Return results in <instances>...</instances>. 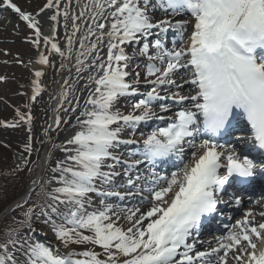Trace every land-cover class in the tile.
I'll return each instance as SVG.
<instances>
[{
    "label": "snow or ice",
    "instance_id": "6c2138e0",
    "mask_svg": "<svg viewBox=\"0 0 264 264\" xmlns=\"http://www.w3.org/2000/svg\"><path fill=\"white\" fill-rule=\"evenodd\" d=\"M72 2L44 0L30 12L0 0V12L10 10L30 30L25 42L36 55L29 64L38 66L30 69L26 111L17 108L13 122L0 120L6 128L26 126L27 133L4 175L28 173L24 192L4 208L11 223L0 233V264H264V211L261 222L245 212L205 251L197 250L193 236L220 203H228L222 197L229 187L247 192L264 179V0H86L82 6L76 0L78 11ZM169 32L171 47L165 43ZM56 56L58 71L72 76L74 70L75 77L64 78L50 97L55 115L41 133L47 139H38L32 105L46 91L42 77L57 68ZM141 58L143 64L135 63ZM85 74L87 82L78 88ZM6 79L0 76V82ZM141 80L148 89L143 93ZM77 91L87 93L82 107ZM133 96L141 98L125 114L117 105ZM152 120L165 125L134 138L137 126ZM65 127L70 131L56 144L51 134ZM126 129L133 138H122ZM36 144L51 146L44 159ZM121 145L137 146L128 160L116 154ZM54 151L64 155L49 173ZM172 160L177 164L170 175H131L141 165ZM117 167L127 186L149 194L146 211L137 207L121 216L111 205L93 208V193L120 195L105 190L121 175ZM7 198L0 190V199ZM229 201L240 205L242 197L233 192ZM41 217L68 251L33 238L34 218ZM87 245L92 247L77 251Z\"/></svg>",
    "mask_w": 264,
    "mask_h": 264
},
{
    "label": "rangeland",
    "instance_id": "374dc122",
    "mask_svg": "<svg viewBox=\"0 0 264 264\" xmlns=\"http://www.w3.org/2000/svg\"><path fill=\"white\" fill-rule=\"evenodd\" d=\"M17 3L22 9L34 12L42 6L44 0H17ZM72 6L78 11L76 8V2H74V4L72 3ZM30 34V30H28L22 22H19L16 16L12 18L10 23L3 24L0 27V76H5L7 78L4 82H0V120L2 118L15 116V110L17 108L21 111H26L24 106L29 102V83L31 79L30 69H32L33 66V64H29V61L34 59L36 55L35 48L31 44L25 42V37ZM12 39L16 43L10 45L13 43ZM17 58L23 60L24 64L16 63ZM55 60L60 63V58L58 56L55 57ZM25 65H27V67ZM55 73L56 77L50 87L43 82V85L46 88V91L43 94L49 101V109L47 113L48 118L45 123H43L42 120H39L38 123L34 122V134L38 139H47L42 136L41 133L43 132V129L48 126V124L52 123V118L55 115L53 112L55 100L50 99V97L56 96L60 86L63 84V79L69 78L67 70L63 72L55 71ZM128 103L127 99H121L117 107L120 109L124 108L125 106H128ZM65 107H68V105L65 104ZM61 115L63 116V114ZM26 136V126L13 129L0 126V142L2 141L7 145L10 144L11 146H14L17 150V154L22 151V145L26 142ZM53 138L56 144H60L65 139V137ZM35 146L40 148V152L42 151L41 145L36 144ZM49 147L51 146L49 145ZM9 154V149L2 146L0 143V183L4 185L8 193L7 199H0V209L17 197L23 191L24 184H27L28 182L27 172H25L20 179L4 175V173L9 171L10 168H12L17 162L15 158L12 159ZM63 155L64 154L60 151L53 152L52 160L50 161L49 166V173L50 167L54 166L58 159H63ZM33 158L35 159V154L33 155ZM91 199L93 208H97L96 205L93 204L94 201H97L98 203L104 202L110 205V202L97 196L96 194L91 195ZM98 207H100V205H98ZM11 215L16 214L12 213ZM10 223L11 220L8 215L0 220V233H2V231L5 230ZM42 233L46 236V240L52 243L54 237L52 231L45 228L42 229ZM47 236H49L50 239L47 238ZM33 238L37 241V237L33 236Z\"/></svg>",
    "mask_w": 264,
    "mask_h": 264
},
{
    "label": "bare ground",
    "instance_id": "6f19581e",
    "mask_svg": "<svg viewBox=\"0 0 264 264\" xmlns=\"http://www.w3.org/2000/svg\"><path fill=\"white\" fill-rule=\"evenodd\" d=\"M74 2H76V0H73V4H74ZM86 1L85 0H79V3H80V5L82 6L84 3H85ZM72 8L75 10V8L72 6ZM44 19L46 20L47 18L46 17H44ZM44 31H45V33H47L48 32V23H45V25H44ZM69 31H70V29H69ZM58 39H59V41H60V44H61V46L63 47L64 46V44H65V29L63 28V18H61V27L59 28V37H58ZM16 42H13L12 44H10V45H13V44H15ZM53 59H54V61H55V64L57 65V68H48L47 70H46V74H45V76L44 77H42V82H45L47 85H49V87L52 85V83L54 82V79H55V77H56V73H55V71H57V72H59L58 71V65H59V61H56L55 60V57H53ZM136 63V62H135ZM142 64V63H141ZM133 66H135V64L133 65ZM36 67H38V66H36V65H33V67H32V69H34V68H36ZM56 69V70H55ZM75 77V72H74V70H73V73H72V76H69V80H70V82H71V80L73 79ZM87 82V74H85V78H84V80H82L81 82H80V84L77 86L78 88H82L83 87V85L85 84ZM75 95H77V96H80L81 97V107L83 106V98H84V96H86L87 95V93L86 92H82V91H77L76 93H75ZM73 102H75V101H73ZM56 105V101L54 102V106ZM48 109H49V101L47 100V97L42 93V96L39 98V102L38 103H35V104H33L32 105V114L34 115V122L35 123H38L39 122V120H42L43 121V123H45L46 121H47V118H48ZM61 114H63V113H61ZM78 114V113H77ZM64 115V114H63ZM65 119H68L69 117L68 116H65L64 117ZM72 123L74 124L75 123V119H74V117L72 118ZM70 131V129H68L67 127H65V130H62V131H60L59 132V135L57 136V134L55 133V132H53L51 135L53 136V137H65L66 138V136H67V134H68V132ZM138 132L141 134V133H143L144 131L142 130V129H139L138 130ZM37 171H39V169H37ZM133 205H131L127 210H119L118 208L117 209H115L121 216H123V215H125L126 213H127V211L129 210V209H135V208H137V207H139L140 209H141V211H146L147 210V208H149L150 207V204H138V203H132ZM104 205H102L101 207H103ZM248 209H247V211H249V210H251L252 209V212L253 213H255L256 214V216H255V219L257 218V212L259 211V210H262V206L260 205V203L259 202H255V201H253V202H251V203H249L248 205ZM124 207H126V206H124ZM123 208V207H122ZM246 210H245V212H247ZM244 212V213H245ZM122 226L123 227H128L129 226V224H128V222L125 220V221H122ZM233 226V225H232ZM227 234V232L224 234V235H226Z\"/></svg>",
    "mask_w": 264,
    "mask_h": 264
},
{
    "label": "trees",
    "instance_id": "16d2710c",
    "mask_svg": "<svg viewBox=\"0 0 264 264\" xmlns=\"http://www.w3.org/2000/svg\"><path fill=\"white\" fill-rule=\"evenodd\" d=\"M7 177H12V176H7ZM14 178H16V177H14ZM21 178V176L19 177V178H16V179H20ZM2 186H3V188H2ZM0 185V187L2 188V189H5V187H4V185Z\"/></svg>",
    "mask_w": 264,
    "mask_h": 264
}]
</instances>
